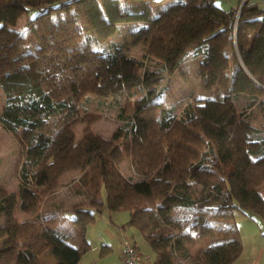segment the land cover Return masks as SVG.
Masks as SVG:
<instances>
[{
    "label": "trees",
    "instance_id": "obj_1",
    "mask_svg": "<svg viewBox=\"0 0 264 264\" xmlns=\"http://www.w3.org/2000/svg\"><path fill=\"white\" fill-rule=\"evenodd\" d=\"M236 10L217 0H0V41L22 11L29 21L44 16L48 46L31 64L0 73V123L20 145L17 189L0 186V264H43L46 251L54 264H78L89 246L85 228L104 206L129 212L154 264H175L178 254L189 264H232L239 257L238 227L224 220L238 208L264 222L258 191L264 185V130L234 102L246 94L245 110L257 102L264 109V9L246 0L237 16ZM129 22L141 23L133 40L141 39L146 58L168 75L197 55L206 67V87L222 82V90L179 112L148 91L120 108L123 123L104 138L91 128L97 116L80 112L83 98L105 86L129 96L148 83L144 61L128 53L130 43L111 40ZM220 36L227 37L230 57L211 44ZM0 58L11 59L5 49ZM78 124L84 125L80 137ZM125 160L140 178L124 175L119 165ZM73 170L84 200L58 205V213L41 212L44 198ZM101 186L105 202L98 197ZM64 212L74 213L67 230L56 225ZM196 235L214 241L188 255Z\"/></svg>",
    "mask_w": 264,
    "mask_h": 264
},
{
    "label": "rangeland",
    "instance_id": "obj_2",
    "mask_svg": "<svg viewBox=\"0 0 264 264\" xmlns=\"http://www.w3.org/2000/svg\"><path fill=\"white\" fill-rule=\"evenodd\" d=\"M237 12L238 9L236 10V16L239 13ZM140 24V22H129L119 25V32L111 40H126L130 43L128 53L144 61L141 72L148 75V83L138 86L129 96L120 92H111L106 86L99 87L96 92L90 93L83 98V103L80 107V112L89 111L97 116L91 128L96 134L104 138H110L118 126L123 123L118 116L120 108L126 106L127 103L128 105H133L137 98L145 95L148 91H152V95L164 105L173 107L176 112H179V110H182L184 106L195 99L214 96L219 93L218 91L222 90V82L215 84L211 88L206 87L205 76L202 73V71L206 70V67H201L200 56L188 55L170 75L167 74L165 69H161V64L156 59L146 58L145 44L141 39L133 40L134 36L131 35V32L135 31ZM10 28L11 35L5 40L0 41V49H5L11 59L5 60V58H0V73L13 64L23 62L31 64L33 56L45 51L48 47L44 45V30L46 28L44 16L35 21H29L24 12L17 11L14 18L10 20ZM108 40L99 41L96 47L101 48L106 46ZM211 44L218 46L220 52L229 57L233 52L230 46H228L226 36L212 39ZM234 46V50L236 51V44ZM222 72L223 70H221ZM250 99V96L246 94L235 96L234 102L236 108L238 111L244 110L245 113H248L250 115V123L256 128L264 130V109L261 108L260 104L257 102L245 110ZM3 105L4 95L0 88V111ZM83 127V124L76 126L75 132L77 137L81 136ZM19 149V142L15 139L14 135L7 131L0 123V186H3L9 192H15L19 182ZM119 166L127 177L132 179L141 177V174L137 172L128 160L121 162ZM78 176L79 173L74 170L65 173L61 177L58 186L54 189V192L44 198L41 212L44 214L48 211L58 213L56 212L58 205L68 208L72 205L71 203L84 200V194L77 191L79 185L75 180ZM258 191L264 198V185L260 186ZM98 197L105 202L106 193L104 186L100 187ZM103 211L108 212L106 206L103 207ZM120 212H124V214L129 213L127 210H120ZM16 216L19 219L25 218V214L21 211H16ZM73 216V212H64L56 223L57 227L67 230L68 226H73L71 222ZM2 222L3 217L0 216V224ZM224 222L235 223L237 225L242 242V251L232 264H264L263 220L256 215L252 218L238 208H234L233 217L225 219ZM74 241L76 240H70L72 244L75 243ZM136 241L140 247L146 246L144 237L137 238ZM212 241L214 239L211 236H194L193 241L188 244V255L193 256L199 249L209 245ZM39 259L43 264H52L54 262L48 251L44 252ZM189 263L190 261L186 255H177L175 264Z\"/></svg>",
    "mask_w": 264,
    "mask_h": 264
},
{
    "label": "crops",
    "instance_id": "obj_3",
    "mask_svg": "<svg viewBox=\"0 0 264 264\" xmlns=\"http://www.w3.org/2000/svg\"><path fill=\"white\" fill-rule=\"evenodd\" d=\"M225 9H239L243 0H217ZM264 9V0H248ZM75 203V202H74ZM74 203H71L72 205ZM73 224V223H72ZM74 226V225H73ZM89 243L78 264H121L124 238L131 239L141 256V264H154V253L145 241L146 246H139L137 238L143 237L137 228L130 223L129 213L120 210L102 211L89 222L84 231ZM75 244L78 241H74ZM55 261L52 263L54 264Z\"/></svg>",
    "mask_w": 264,
    "mask_h": 264
},
{
    "label": "built area",
    "instance_id": "obj_4",
    "mask_svg": "<svg viewBox=\"0 0 264 264\" xmlns=\"http://www.w3.org/2000/svg\"><path fill=\"white\" fill-rule=\"evenodd\" d=\"M141 254L131 239L124 238L121 264H141Z\"/></svg>",
    "mask_w": 264,
    "mask_h": 264
},
{
    "label": "water",
    "instance_id": "obj_5",
    "mask_svg": "<svg viewBox=\"0 0 264 264\" xmlns=\"http://www.w3.org/2000/svg\"><path fill=\"white\" fill-rule=\"evenodd\" d=\"M245 1H246V0H243V3H244ZM243 3H242V5H243ZM242 5H241V6H242ZM241 6H240V8H241ZM240 8L238 9V12H239ZM238 12H237V13H238Z\"/></svg>",
    "mask_w": 264,
    "mask_h": 264
}]
</instances>
